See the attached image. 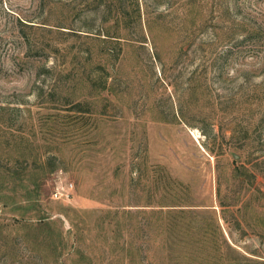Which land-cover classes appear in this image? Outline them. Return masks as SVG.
<instances>
[{
  "label": "rangeland",
  "instance_id": "obj_1",
  "mask_svg": "<svg viewBox=\"0 0 264 264\" xmlns=\"http://www.w3.org/2000/svg\"><path fill=\"white\" fill-rule=\"evenodd\" d=\"M178 208L264 260V0H0V264H220Z\"/></svg>",
  "mask_w": 264,
  "mask_h": 264
},
{
  "label": "trees",
  "instance_id": "obj_2",
  "mask_svg": "<svg viewBox=\"0 0 264 264\" xmlns=\"http://www.w3.org/2000/svg\"><path fill=\"white\" fill-rule=\"evenodd\" d=\"M178 209L171 212L168 235H171L173 238L177 237L181 241H190L191 243L187 245L190 254L196 256L200 250L208 248L209 259L213 257L215 259L214 262L218 260L220 264H223L224 260H231L230 263L232 264H264V260L260 261L251 258V256L241 253L236 247L232 246L214 216L208 219L196 216L189 209ZM179 213L181 215H178ZM177 216L183 217V219L180 221L176 220ZM179 224L180 229L175 231ZM171 243L174 244L173 241ZM221 248L225 250L223 255L220 253L222 251ZM252 254L254 253L252 252Z\"/></svg>",
  "mask_w": 264,
  "mask_h": 264
},
{
  "label": "built area",
  "instance_id": "obj_3",
  "mask_svg": "<svg viewBox=\"0 0 264 264\" xmlns=\"http://www.w3.org/2000/svg\"><path fill=\"white\" fill-rule=\"evenodd\" d=\"M72 187H73V185H71ZM65 192H64V190H62V189H59V190H57L56 192H55V196H62L63 194H64Z\"/></svg>",
  "mask_w": 264,
  "mask_h": 264
}]
</instances>
